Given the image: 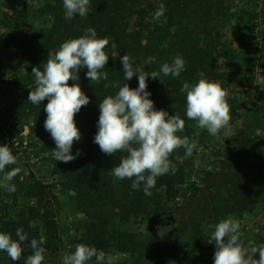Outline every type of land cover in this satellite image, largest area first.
Instances as JSON below:
<instances>
[{"label": "trees", "instance_id": "trees-1", "mask_svg": "<svg viewBox=\"0 0 264 264\" xmlns=\"http://www.w3.org/2000/svg\"><path fill=\"white\" fill-rule=\"evenodd\" d=\"M238 1L242 5L234 13L227 0H90L91 6L84 18L77 14L71 20H66L63 0H46L35 11L30 10L27 0H3L0 5L3 10L0 19V29L3 31L0 39V72L8 78L2 79L5 89L0 94L8 96L0 106V145L7 143V128L13 119L32 121L30 132L39 143L41 152L46 155V160L52 164L53 174L62 181L59 185L48 184L33 174L21 181V165L7 166L5 171L15 167L21 171L16 176V191H7L5 196L0 197V232L10 234L13 239H16L18 228H22L29 239H39L43 235L46 251L58 253L63 241L58 224L59 198L56 189L62 187L72 194L71 200L77 213L83 217L81 236L75 239V243L94 246L105 254L114 251L128 255L119 264H137V260L144 255L146 243L140 234L129 231L127 226L151 215L158 221L168 214L165 206L176 201L180 195L179 187L187 178L186 167L180 162V159L186 158L185 149H177L170 155L176 171L158 177L150 197L143 194V185L133 190L131 180L117 182L112 175V167L118 165L126 153L106 155L94 142L98 131L99 103L106 96L114 95L125 83L130 88L138 87L137 76L129 81L124 79L120 59L123 55L130 56L134 68L139 67L147 72H160L162 64H170L180 55L185 61V70L180 76H165L163 73L156 79L149 76L147 91L157 110H165L185 120V129L178 135L195 141V121L186 116V93L180 89L184 82L196 83L200 72H204L210 81L219 82L229 96L232 85L241 82V73L220 70L221 59L234 57L230 44L222 41L223 29L237 15L240 17L239 25L254 33L259 24L261 2ZM160 4L164 5L166 11L164 16L155 20L153 14ZM88 28H94L99 38L109 40L105 48L109 60L103 69L108 79L91 84L86 78L87 69L80 70V79L76 83L90 99L89 104L75 115L81 139L74 142L72 154L76 155L78 150L80 154L71 162H57L50 154L55 142L44 128L47 100L40 105L28 101L30 90L35 88L31 71L34 66L43 65L49 51L58 50L68 39L84 35ZM73 83L69 81L70 85ZM105 84L117 86L106 88ZM171 84H176L179 89L176 92L167 91L166 87ZM259 101H263V97ZM228 103H232L230 97ZM232 114H236L235 108ZM254 115L246 118L238 131V136L247 142L239 143L234 150L233 164L237 163V166L245 165L250 159L248 149L254 132ZM232 166L230 173H206L201 185L193 186L191 194L183 202L182 209L186 207L189 213L182 215L181 227L190 231L191 250L188 252L178 247L176 254L184 255L182 264H202V253L208 245L203 226L208 220L219 223L229 217L253 212L255 200L249 193L254 189L246 185L248 174L240 171L237 174L233 172L237 166ZM7 196L14 201L26 200L27 206L11 215L4 205V197ZM21 243L24 249L29 248L27 245L30 241ZM30 253L24 250L23 256ZM93 263L94 258L89 264ZM10 264H24L23 257Z\"/></svg>", "mask_w": 264, "mask_h": 264}, {"label": "clouds", "instance_id": "clouds-1", "mask_svg": "<svg viewBox=\"0 0 264 264\" xmlns=\"http://www.w3.org/2000/svg\"><path fill=\"white\" fill-rule=\"evenodd\" d=\"M90 6V0H63L65 19L71 20L77 14L84 18ZM165 11L164 5L160 4L153 18L159 20ZM108 44V38H99L94 28H88L84 35L68 39L58 50L49 51L42 66L32 68L35 88L30 90L28 101L40 105L47 100L44 128L55 142L50 154L57 162H71L80 154L79 150L76 155L72 154L74 142L81 139L75 115L89 104L90 99L76 81L80 79L79 72L83 68L87 69L86 78L91 84L108 79L107 72L103 71L109 60L105 52ZM120 59L124 79L129 81L137 76L138 87L130 88L125 83L114 95H108L100 101L98 131L94 142L106 155L126 153L118 165L112 167L113 177L121 181L131 180L133 190L143 185V194L150 197L157 178L176 171L169 159L170 155L184 148L185 157H190L197 149L196 141L178 135L185 129V120L179 115L157 110L147 91L149 76L156 79L163 73L165 76L179 77L185 70V61L177 55L170 64H162L160 72H147L139 67L134 68L128 54ZM198 75L196 83L184 82L180 89L186 93V116L195 121L197 127L216 136L229 125L231 119L229 93L219 82L207 79L204 72ZM70 80L75 83L70 85ZM116 86L105 84L106 88ZM16 162L11 147L0 145V173H3L0 187L9 193L16 191L12 181L21 169H5ZM240 227V221L231 217L215 225L207 241L209 244L215 243L214 264H264V244L244 247L240 242ZM15 236L16 239H13L10 234L0 232V252L6 253L11 261H19L23 257L24 264H42L46 253L45 237L41 235L39 239H29L22 228L16 230ZM24 241H30L27 247L31 253L27 256H23L21 242ZM93 258L95 264H111L103 250L84 243L77 244L73 252L65 254L62 264H89Z\"/></svg>", "mask_w": 264, "mask_h": 264}, {"label": "rangeland", "instance_id": "rangeland-1", "mask_svg": "<svg viewBox=\"0 0 264 264\" xmlns=\"http://www.w3.org/2000/svg\"><path fill=\"white\" fill-rule=\"evenodd\" d=\"M3 0H0V5ZM46 0H27L30 10H37ZM232 5V12L238 11L242 5L238 0H227ZM259 7L260 19L259 25L254 33L244 29L239 25V16H234L231 24L223 29L222 41L230 44L234 51L233 58H223L220 60V70L224 72H238L242 74L241 82L232 85L230 94V122L226 128L220 130L216 136L210 135L206 129L197 127L196 122L193 124V136L197 142V150L190 157L180 159L182 165L186 167L187 178L185 183L179 187L181 198L179 201L168 203L165 209L168 214L159 218L153 215L137 220L127 226L128 230L141 235L146 243L144 255L137 260V264H182L183 254L177 255L179 249L185 248L190 252V231L182 228L181 220L183 214L189 211L185 207L182 209L183 202L191 194L193 186L201 185V179L206 173H211L205 167L206 161L211 156H218L215 172L230 173V166L233 164L234 150L240 143L242 145L244 138L238 136V131L243 127L246 118L255 113V126L248 152L250 159L245 165H239L235 171L238 174H248L246 185L253 188L254 191L249 193L255 200L253 212L246 213L242 216H236L233 219L240 221V242L244 247L260 246L264 244V0H260ZM3 10L0 7V19ZM42 21V19H40ZM3 31L0 29V39ZM0 72V92L4 91V82L7 79ZM179 88L176 84L166 87L169 92H176ZM8 94H0V106L5 103ZM263 97V101L259 99ZM235 108L236 114H232ZM32 121H20L13 119L8 126V136L10 147L16 156V164L21 165V181L33 174L45 183H55L59 185L62 178L53 174L52 164L46 160V155L40 150V145L30 132ZM25 126H28L26 132ZM18 143V145L14 144ZM202 149V150H200ZM238 160V159H237ZM239 161V160H238ZM238 163H241L240 161ZM247 164V165H246ZM246 166V168H245ZM245 168V169H244ZM193 175L198 177L199 182H191ZM3 173H0V183H2ZM117 182L118 180L115 178ZM16 183V177L12 181ZM7 190L0 187V197L6 195ZM56 193L59 198L58 205V224L60 227L63 246L58 253L46 251L45 260L42 264H62V258L75 250V239L81 236L82 215L76 210L75 203L71 200V193L64 191L62 187H57ZM4 205L9 209L11 215H15L21 208L27 206V201L23 199L13 200L4 197ZM182 209V210H181ZM154 212V210H153ZM158 222V223H157ZM217 223L208 220L204 224V231L209 239ZM182 226V227H181ZM180 227V229H178ZM24 250L30 251V248ZM215 243L207 245L202 253V264H214ZM195 255H199L195 253ZM128 255L118 252L106 254L110 258L111 264H119L124 261ZM258 258V254L256 255ZM11 259L7 254L0 253V264H10ZM95 264V263H93Z\"/></svg>", "mask_w": 264, "mask_h": 264}, {"label": "built area", "instance_id": "built-area-1", "mask_svg": "<svg viewBox=\"0 0 264 264\" xmlns=\"http://www.w3.org/2000/svg\"><path fill=\"white\" fill-rule=\"evenodd\" d=\"M260 23V22H259ZM259 25V24H258ZM25 128H26V132L28 131V126H25ZM7 145H10V143H9V140L7 139V143H6ZM14 144H16V145H18V143H14ZM218 160H219V157L218 156H214V157H212L211 156V158L208 160V161H206V165H205V167L207 168V170L209 171V172H214V171H216L217 169H215L216 168V165H217V162H218ZM191 182L193 183V182H199L198 181V177H196V175H193V177L191 178ZM181 198L180 197H178L177 199H176V201H179Z\"/></svg>", "mask_w": 264, "mask_h": 264}]
</instances>
